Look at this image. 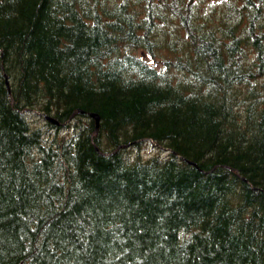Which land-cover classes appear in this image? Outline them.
Instances as JSON below:
<instances>
[{
    "label": "trees",
    "instance_id": "1",
    "mask_svg": "<svg viewBox=\"0 0 264 264\" xmlns=\"http://www.w3.org/2000/svg\"><path fill=\"white\" fill-rule=\"evenodd\" d=\"M263 4L0 0V264H264Z\"/></svg>",
    "mask_w": 264,
    "mask_h": 264
},
{
    "label": "rangeland",
    "instance_id": "2",
    "mask_svg": "<svg viewBox=\"0 0 264 264\" xmlns=\"http://www.w3.org/2000/svg\"><path fill=\"white\" fill-rule=\"evenodd\" d=\"M199 4L201 5L200 10H203V13L208 14L209 13V17L210 16H214V17H218L219 14H221L222 9L224 8V2L226 0H198ZM261 11L262 13V19L264 20V4L261 7ZM235 14V13H233ZM164 27V29L166 30V34L168 35V33H176L178 35H180L181 30L178 29L175 25H174V21L171 18H168L165 23L162 25ZM159 36L164 37L163 34L159 33ZM243 54L245 55V60L246 61H251V59L253 58V51L251 48L247 47ZM145 59L159 67L162 68V55L160 53H155L152 57L150 56H146ZM170 72L172 74H176L177 72V77H181V78H187L183 77L184 73H179V71L176 70L174 68H170ZM177 79V78H176ZM260 80L264 79V78H259ZM236 94V92L234 93ZM238 107H242V102L238 103L235 105V109ZM25 114L27 115L28 119L30 120L31 125H35V126H40L42 127L44 130H46L47 133L51 132H55V131H59V134H65L67 131L71 132L75 131L74 129H66L65 127H56V128H52L47 124V121L45 120L43 113L41 111L38 110H26ZM83 122H85V118L81 119ZM130 155L132 157L136 156L137 154L140 155L141 158H147L151 155H160V156H165L166 154H168V150L165 149L163 146H161L160 144L156 143L153 140H144V141H140L137 145H131L127 148H125V155Z\"/></svg>",
    "mask_w": 264,
    "mask_h": 264
},
{
    "label": "water",
    "instance_id": "3",
    "mask_svg": "<svg viewBox=\"0 0 264 264\" xmlns=\"http://www.w3.org/2000/svg\"><path fill=\"white\" fill-rule=\"evenodd\" d=\"M6 83L8 84V81L6 79ZM89 115L95 119V127H98V122H99V115L96 112H90ZM44 117L51 121L52 123L58 124V121L51 115L48 114H44Z\"/></svg>",
    "mask_w": 264,
    "mask_h": 264
}]
</instances>
